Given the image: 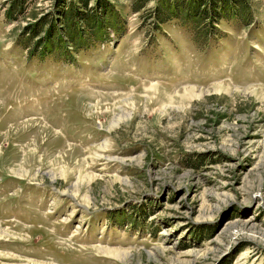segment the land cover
Masks as SVG:
<instances>
[{"label": "rangeland", "instance_id": "374dc122", "mask_svg": "<svg viewBox=\"0 0 264 264\" xmlns=\"http://www.w3.org/2000/svg\"><path fill=\"white\" fill-rule=\"evenodd\" d=\"M161 1L0 0V264H264V0Z\"/></svg>", "mask_w": 264, "mask_h": 264}, {"label": "trees", "instance_id": "16d2710c", "mask_svg": "<svg viewBox=\"0 0 264 264\" xmlns=\"http://www.w3.org/2000/svg\"><path fill=\"white\" fill-rule=\"evenodd\" d=\"M136 1H143L144 2L145 0H136ZM165 2H168V0H166V1L165 0H162L160 3H158V6H157L158 12L155 15V17H156L155 21H157V23H161V22L166 21L169 18L175 17L176 15H178V14H176L177 12L180 13V15L177 16V18H181L183 20L192 21V20H195V18H197V19H201V20H204L205 21V20L209 19V22L208 23H209V26L210 27H212V25H211L212 23L217 22L218 20H220L223 17V15H221V13L219 12V10H216L218 12H213L210 8H207V9H204L203 8V9H201L206 4H209L210 3V2H206V0H196V1H193L194 2V4H193L194 7H192V8H195V10H190V9L184 10V9H182V8H184V6H181V5H178V8H175V5L173 3V5H172L173 6V10L171 11V10H168L165 7H163V4ZM169 2H170V0H169ZM83 4L84 5H87V0H83ZM137 6L138 5L135 6V9H139V7H141L142 5L141 6L139 5L138 7ZM190 7H191V5H190ZM222 8H224V7H222ZM15 12H16V10H14V12H13L12 11V7H11V10L8 13H10L12 15V13H15ZM230 17H232V16H230ZM31 36H34V35H31ZM62 45H64V44H62ZM54 48H59V46H53L52 49H54ZM34 49H36L35 45H34ZM44 50L45 49H42L41 52H43ZM66 53H67V51H66ZM66 56H68V55H66Z\"/></svg>", "mask_w": 264, "mask_h": 264}]
</instances>
